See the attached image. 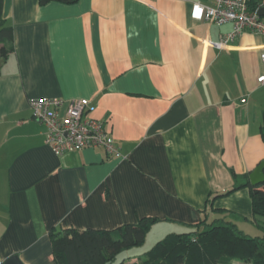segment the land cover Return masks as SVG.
<instances>
[{
  "label": "crops",
  "instance_id": "obj_1",
  "mask_svg": "<svg viewBox=\"0 0 264 264\" xmlns=\"http://www.w3.org/2000/svg\"><path fill=\"white\" fill-rule=\"evenodd\" d=\"M194 2L213 0L3 1L13 52L0 73V264H55L51 232L142 218L164 237L220 219L263 234L247 188L217 196L264 160V40L222 42L232 25L191 20ZM39 98L87 99L124 159L100 147L55 156L28 105Z\"/></svg>",
  "mask_w": 264,
  "mask_h": 264
},
{
  "label": "trees",
  "instance_id": "obj_2",
  "mask_svg": "<svg viewBox=\"0 0 264 264\" xmlns=\"http://www.w3.org/2000/svg\"><path fill=\"white\" fill-rule=\"evenodd\" d=\"M3 1L0 0V73L2 64L13 52V28L2 17ZM40 6L49 3L76 4L79 0H37ZM260 136L264 142V111ZM264 161V160H263ZM264 173V170H263ZM247 188L255 220L264 216V182L253 186L234 183L231 190L217 197H224ZM257 218V219H256ZM157 222L156 218H142L136 224H125L113 231L69 229L51 232L50 240L55 264H130L131 258L119 256L142 246L146 235ZM204 223V222H201ZM131 264H264V232L260 237L249 236L231 221L215 220L183 233H169L156 242L146 253ZM126 259L128 261H126Z\"/></svg>",
  "mask_w": 264,
  "mask_h": 264
},
{
  "label": "built area",
  "instance_id": "obj_3",
  "mask_svg": "<svg viewBox=\"0 0 264 264\" xmlns=\"http://www.w3.org/2000/svg\"><path fill=\"white\" fill-rule=\"evenodd\" d=\"M262 7L264 0H213L211 5L194 2L190 18L217 26L231 24L232 31L222 42L231 41L243 32L257 34L264 40V16L258 15ZM259 61L264 69V48ZM256 83L264 86V70ZM28 105L32 119L45 129L44 144L55 156L100 147L108 156L124 159L104 123L90 116L87 99L39 98L30 100Z\"/></svg>",
  "mask_w": 264,
  "mask_h": 264
},
{
  "label": "rangeland",
  "instance_id": "obj_4",
  "mask_svg": "<svg viewBox=\"0 0 264 264\" xmlns=\"http://www.w3.org/2000/svg\"><path fill=\"white\" fill-rule=\"evenodd\" d=\"M204 228H200V230H203ZM181 231H185L187 232V230H181ZM182 232V233H183ZM165 234H161L159 235V233H156V231L152 232V233H149L147 234L146 238H145V242L142 246L135 248V249H132V250H129V251H124L118 258V260L120 261L121 259H123L124 257L127 258V256H129L131 259H133L132 255H141V257L143 256L144 253H146L156 242L160 241L161 239H163ZM135 259V258H134ZM135 260H139V258L137 257ZM126 261H128L126 259ZM131 262V261H130ZM134 262V261H133ZM132 263V262H131ZM130 263V264H131ZM234 263H239V262H234Z\"/></svg>",
  "mask_w": 264,
  "mask_h": 264
},
{
  "label": "water",
  "instance_id": "obj_5",
  "mask_svg": "<svg viewBox=\"0 0 264 264\" xmlns=\"http://www.w3.org/2000/svg\"><path fill=\"white\" fill-rule=\"evenodd\" d=\"M259 16H264V7L258 11ZM264 161H262L255 170L249 175V182L253 186H257L264 182ZM2 264H22L16 255L10 256Z\"/></svg>",
  "mask_w": 264,
  "mask_h": 264
}]
</instances>
